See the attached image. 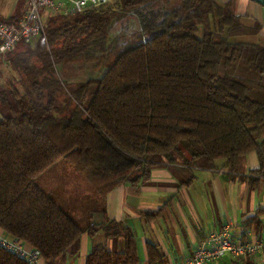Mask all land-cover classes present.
Segmentation results:
<instances>
[{"label": "trees", "instance_id": "16d2710c", "mask_svg": "<svg viewBox=\"0 0 264 264\" xmlns=\"http://www.w3.org/2000/svg\"><path fill=\"white\" fill-rule=\"evenodd\" d=\"M244 19L217 0H115L47 15L45 36L0 60L15 74L0 82V230L57 264L103 229L125 249L93 242L86 264H138L129 226L93 223L112 190L171 165L189 185L196 169L224 158L237 171L250 152L259 158L250 173L264 178V42L246 39L261 29ZM62 159L84 184L70 195L50 184ZM261 212L247 221L258 234ZM148 256L163 264L150 247ZM0 264L28 262L0 245Z\"/></svg>", "mask_w": 264, "mask_h": 264}, {"label": "crops", "instance_id": "0c3cea01", "mask_svg": "<svg viewBox=\"0 0 264 264\" xmlns=\"http://www.w3.org/2000/svg\"><path fill=\"white\" fill-rule=\"evenodd\" d=\"M217 1L230 3L233 11L244 17L247 24L260 27L257 35L246 39L264 42V5L254 0ZM15 8L14 3L6 15L22 17L25 3ZM20 48L21 43L15 50ZM0 56V60L5 59V55ZM3 68L15 76L9 62L1 61L0 82L10 77ZM258 165L256 152L242 156L237 171L229 170L226 160L224 163L216 161L215 167L196 169L195 178L189 185L183 184L186 173L175 166L155 168L146 183L120 185L112 190L107 195L106 212H97L92 218L93 223L114 219L129 226L137 241L138 264H150L149 247L163 259V264H182L211 230L226 226L234 240H254L264 236V178L250 173ZM259 209L262 210L260 234L247 222ZM99 230L93 236L84 233L78 248L70 250L57 264H86L93 242H104L111 250L125 249L123 236H106V240L96 242L94 236ZM231 258L234 257L226 255L208 264H226ZM253 260L256 264H264V255Z\"/></svg>", "mask_w": 264, "mask_h": 264}, {"label": "built area", "instance_id": "2783aa9c", "mask_svg": "<svg viewBox=\"0 0 264 264\" xmlns=\"http://www.w3.org/2000/svg\"><path fill=\"white\" fill-rule=\"evenodd\" d=\"M26 11L19 23L0 20V55L14 51L22 42L31 43L45 36L47 15L63 13L75 14L87 9L103 6L115 0H22ZM0 245L13 251L18 257L27 260L28 264H46L41 252L29 247L23 241L7 236L0 230ZM226 255L242 259H257L264 255V236L254 240H234L228 226L211 230L197 246L193 255L182 264H208Z\"/></svg>", "mask_w": 264, "mask_h": 264}, {"label": "rangeland", "instance_id": "374dc122", "mask_svg": "<svg viewBox=\"0 0 264 264\" xmlns=\"http://www.w3.org/2000/svg\"><path fill=\"white\" fill-rule=\"evenodd\" d=\"M22 2H23L22 0H0V14H1V16L2 17H8L6 15V13L9 12L10 9L14 7V3H15V7H16L15 9H17L22 4ZM5 69L6 68H3V72L11 77V75H12L11 71L9 72V70H5ZM217 161H218V163H224L225 159L220 158ZM52 172H53L54 178L56 175L58 177L55 180L50 181V184L53 185L52 187H55V186L62 187L64 189H66L68 195L72 194L71 189H75L77 184H80V186L82 185L84 187V184L81 182L80 179H71L70 180L71 173H74V172L76 173V171L74 170V166L72 164H70L69 162H67L65 159L60 160L56 164V166H54V168H52ZM62 184H63V186H62ZM82 193H84L83 190L80 192V194H82ZM79 199H81V198L79 197ZM81 207L82 206L80 205V208ZM94 237H95L96 242L102 241L104 239L106 240V235H105V232L103 229L99 230V232ZM74 248L75 247L73 246L71 250H74ZM60 259H62V258H60Z\"/></svg>", "mask_w": 264, "mask_h": 264}, {"label": "water", "instance_id": "95a60500", "mask_svg": "<svg viewBox=\"0 0 264 264\" xmlns=\"http://www.w3.org/2000/svg\"><path fill=\"white\" fill-rule=\"evenodd\" d=\"M254 1H256V2H258L260 4H262V5H264V0H254Z\"/></svg>", "mask_w": 264, "mask_h": 264}]
</instances>
